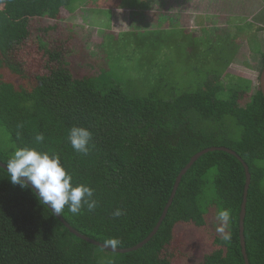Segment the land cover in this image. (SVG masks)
<instances>
[{
    "label": "trees",
    "instance_id": "16d2710c",
    "mask_svg": "<svg viewBox=\"0 0 264 264\" xmlns=\"http://www.w3.org/2000/svg\"><path fill=\"white\" fill-rule=\"evenodd\" d=\"M82 1L0 0V45L21 43L29 36L32 19L56 20ZM207 23L206 18L200 37L189 32V47L201 41L200 46L206 42L207 49L214 50L217 43L213 62L223 69L206 71L192 90L177 93L167 87L159 92L157 85L128 89L112 79L100 83V74L77 77L65 57L49 50L41 38L40 48L55 63L48 74V99L29 104L24 89L0 81V127L7 135L5 140L0 137V161L6 164L11 153L24 146L58 154L73 183L94 189L98 202L91 212L82 209L73 215L65 207L60 216L80 234L103 244L113 237L121 241L120 249L143 242L194 154L226 147L237 155L213 149L198 157L182 175L155 234L140 248L123 253L70 232L32 190L13 185L0 166V264H170L160 254L173 239L175 226L202 227L210 213L214 226L218 208L230 210L231 240L224 242L215 232L214 249L200 264H245L239 237L246 179L242 161L251 177L243 230L246 255L249 264H264V172L256 164L264 159V96L260 86L251 89L250 80L225 73L239 56L231 49L234 38ZM241 44L238 41L237 48ZM261 57L263 68L264 54ZM2 65L0 55V69ZM230 118L241 129L239 138L231 134ZM72 126L92 132L87 155L68 143ZM37 133L45 137L42 143L34 142ZM117 208L124 212L120 217L112 215Z\"/></svg>",
    "mask_w": 264,
    "mask_h": 264
},
{
    "label": "rangeland",
    "instance_id": "374dc122",
    "mask_svg": "<svg viewBox=\"0 0 264 264\" xmlns=\"http://www.w3.org/2000/svg\"><path fill=\"white\" fill-rule=\"evenodd\" d=\"M263 1V0H262ZM72 13L62 11L58 19H32L29 36L19 44L0 45L3 65L0 81L11 82L24 89L26 100L48 99V74L55 63L40 48H47L65 57L68 67L77 76H98L100 83L110 79L128 89L140 86L159 87V92L174 87L177 93L192 90L210 70H222L214 63V50L208 43L189 47L192 34L200 37L205 20L230 32L235 46L234 58L225 73L251 81V89L259 86L264 54V23L259 25L249 16V9L231 6H203L186 11L185 7H166L165 0H86L79 2ZM165 7H164V6ZM259 17L257 21H260ZM47 29V30H46ZM207 29V28H206ZM202 39V38H201ZM238 41L241 47L237 48ZM224 85L227 80H224ZM221 98L224 96L220 95ZM234 138L241 135L240 127L227 119ZM0 137L7 135L0 127ZM256 164L264 172V159ZM264 190V175L261 180ZM208 189L207 194H210ZM213 214L202 227L177 224L173 239L160 256L170 264H200L203 256L213 249L215 229ZM106 258L109 253L100 251Z\"/></svg>",
    "mask_w": 264,
    "mask_h": 264
},
{
    "label": "clouds",
    "instance_id": "9594fccd",
    "mask_svg": "<svg viewBox=\"0 0 264 264\" xmlns=\"http://www.w3.org/2000/svg\"><path fill=\"white\" fill-rule=\"evenodd\" d=\"M92 132L83 126H72L67 132V141L72 149L87 155L90 151ZM45 137L37 133L35 143H42ZM7 174L13 185L28 188L34 192L43 205L50 207L52 214L61 215L65 207L69 213L78 215L82 209L91 212L97 207L94 189L90 186L73 183L72 175L62 165L56 153L41 151L36 147L24 146L16 148L6 163ZM124 214L122 209H115L114 217ZM215 232L224 242L231 240V214L227 208H218L215 213ZM104 245L115 251L121 245L118 238H109Z\"/></svg>",
    "mask_w": 264,
    "mask_h": 264
},
{
    "label": "water",
    "instance_id": "95a60500",
    "mask_svg": "<svg viewBox=\"0 0 264 264\" xmlns=\"http://www.w3.org/2000/svg\"><path fill=\"white\" fill-rule=\"evenodd\" d=\"M259 86H260L261 92H262V94L264 96V65H263V68H262L260 76H259ZM213 149L223 150V151H226V152H228V153H230L232 155H236V153L233 150H231L229 148H226V147H217V148L216 147L215 148L212 147V148L204 149V150L199 151L198 153L194 154L190 158L189 162L183 167V169L180 171V173L176 177V180H175V183H174V186H173V189H172V193L170 195L168 203L165 206V208L163 210V213H162L157 225L155 226V228L153 229L151 234L143 242L137 244L136 246H134L132 248H128V249H120V248H118L115 251H113V249H111L108 246H105L103 243H100V242H98L96 240L90 239V238L80 234L79 232H77L60 215H56V216L70 230V232H72L75 235H77L78 237L86 240L87 242H90V243H92L94 245H97V246H99V247H101V248H103V249H105L107 251L123 253V252H128V251H131V250H136V249L140 248L144 243H146V241H148V239L151 238V236L154 235L155 232L157 231V229L159 228L163 218L165 217V215L167 213V209H168L169 205L171 204L172 199H173V197H174V195L176 193V190H177V187H178V184H179V182L181 180L182 175L187 171V169H189L191 167L193 162L196 161L198 159V157H200L203 153L207 152L208 150H213ZM238 158H240V157H238ZM242 164H243V166L245 168L246 179H245V186H244L242 203H241V207H240L241 209H240V214H239V237H240L241 253L243 255L245 264H249L248 263V259H247V255H246V250H245V241H244L243 230H244V217H245V213H246L247 191H248V188H249V185H250L251 177H250V173L248 171V166L243 161H242ZM0 166L7 170L6 164L3 163L2 161H0Z\"/></svg>",
    "mask_w": 264,
    "mask_h": 264
},
{
    "label": "crops",
    "instance_id": "0c3cea01",
    "mask_svg": "<svg viewBox=\"0 0 264 264\" xmlns=\"http://www.w3.org/2000/svg\"><path fill=\"white\" fill-rule=\"evenodd\" d=\"M166 7H170L171 5L177 7L179 2L181 7H185L186 11L194 10L197 12L196 8H202L205 5L212 6V7H224V9H229L231 6L238 7L240 10L241 8H248L249 9V16L252 17L255 23L262 25L264 23V0H165ZM164 6V5H163ZM164 6V7H165ZM261 17L260 21L256 20Z\"/></svg>",
    "mask_w": 264,
    "mask_h": 264
}]
</instances>
